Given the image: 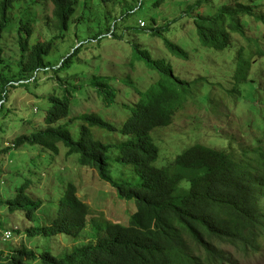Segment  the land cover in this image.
Returning a JSON list of instances; mask_svg holds the SVG:
<instances>
[{
    "label": "rangeland",
    "instance_id": "obj_1",
    "mask_svg": "<svg viewBox=\"0 0 264 264\" xmlns=\"http://www.w3.org/2000/svg\"><path fill=\"white\" fill-rule=\"evenodd\" d=\"M75 1V11L64 39L54 27L51 0H11L7 10L0 40L1 74L13 79L20 70L17 35L20 22L29 20L32 23L31 44L55 38L56 48L46 58L51 63L59 64L74 48L80 44L81 47L66 69L40 70L35 80L20 85L16 82L15 87L8 83L5 98L0 100V109L3 107L0 111V201L13 199L15 189L27 180L26 194L42 203L41 210L36 213L38 224L46 226L54 212L52 207L56 206L67 185L72 184L77 197L94 214L95 222L102 218L110 223L129 225L136 211L134 200L119 198L95 168L82 166L79 156L67 154L61 143L57 153L38 145L25 144L17 149L11 146L18 135L47 126L49 97H62L63 86L72 89V96L69 116L60 122L68 124L74 138L83 124L80 120L83 114L95 113L120 127L131 114V108L159 77L136 58L132 38L142 49L149 50L152 59H162L169 64L173 76L183 83L175 87L177 99L173 102L171 124L152 133L158 149L155 167H164L185 149L201 144L224 151L254 168H264V0H255L252 16H237L244 35L228 30L229 44L223 50L199 43L193 18L198 12L203 16L212 14L221 4L233 6L231 0L211 3L207 0ZM1 5L2 0L0 14ZM138 24L145 30H130L129 26ZM109 25L110 31L98 35ZM163 25H167V31L154 36L152 29ZM113 31L123 38L114 37ZM164 39L181 47L186 57L169 53ZM238 51L242 58L250 61L247 83L234 79ZM96 76L110 78L115 95L110 106L98 96L92 84ZM92 132L107 143L123 140L117 133L97 128ZM0 224V251L4 256L24 248L37 256L46 253L63 259L74 248L92 241L99 231L93 225V228L87 226L75 239L65 236L29 238L26 231L35 224L23 213H10L3 205L0 206ZM11 230L18 233L6 241L4 233ZM218 245L229 259L225 264H264V239L260 240L258 252L243 253L229 242ZM30 264L43 263L37 259Z\"/></svg>",
    "mask_w": 264,
    "mask_h": 264
},
{
    "label": "trees",
    "instance_id": "obj_2",
    "mask_svg": "<svg viewBox=\"0 0 264 264\" xmlns=\"http://www.w3.org/2000/svg\"><path fill=\"white\" fill-rule=\"evenodd\" d=\"M231 1L233 6L221 4L207 16L199 12L195 14L193 26L202 46L223 50L229 44L228 30L244 35L237 16H252L255 0ZM51 2L56 21L54 27L64 39L76 1ZM10 4L11 0H2L0 40ZM31 24L29 20L20 22L17 33L20 70L13 79L0 73V100L5 98L8 83L15 87L16 82L20 85L35 80L40 70L66 69L81 47L80 44L74 48L59 64L51 63L46 58L56 48L55 38L31 44ZM129 28L145 30L140 24ZM110 30L111 25L100 30L98 35ZM166 31L167 25L152 29L154 36ZM112 33L116 38H123L118 32ZM131 40H134L132 49L136 58L159 77L131 108V114L120 127L95 113L83 114L80 116L83 124L74 138L68 124L60 122L69 116L72 96V89L63 86L62 97H49L50 106L45 116L47 126L18 135L11 146L17 149L25 144L38 145L57 153L61 143L67 154L79 156L82 166L95 168L119 198L134 200L136 211L131 215L129 225L110 223L102 218L95 222L90 208L77 197L74 185L68 184L56 206L52 207L54 212L50 222L40 226L36 213L41 210L42 203L26 194L29 183L24 180L15 189L14 198L0 201V206H6L10 213H23L29 222L35 224L26 231L27 237L65 236L75 239L87 226L93 228V225L99 231L92 241L74 248L63 259L46 253L37 256L23 248L9 256L0 251V264H30L37 259L43 264H225L229 259L218 245L221 242H229L243 253L259 251L260 240L264 239V168H254L224 151L201 144L185 149L168 165L155 167L158 149L152 133L171 124L173 102L177 99L175 87L183 83L173 76L169 64L162 59H152L148 49H142L135 39ZM163 44L172 55L186 57L185 51L175 43L164 39ZM1 50L0 46V53ZM237 57L234 79L247 83L250 61L242 58L239 51ZM109 79L96 76L92 81L107 106L115 97ZM95 128L117 133L123 140L107 143L93 134Z\"/></svg>",
    "mask_w": 264,
    "mask_h": 264
},
{
    "label": "built area",
    "instance_id": "obj_3",
    "mask_svg": "<svg viewBox=\"0 0 264 264\" xmlns=\"http://www.w3.org/2000/svg\"><path fill=\"white\" fill-rule=\"evenodd\" d=\"M12 237H13V232H12V231H6V232L4 233V239H5L6 241L11 240Z\"/></svg>",
    "mask_w": 264,
    "mask_h": 264
}]
</instances>
